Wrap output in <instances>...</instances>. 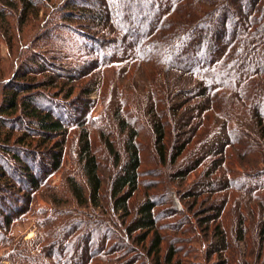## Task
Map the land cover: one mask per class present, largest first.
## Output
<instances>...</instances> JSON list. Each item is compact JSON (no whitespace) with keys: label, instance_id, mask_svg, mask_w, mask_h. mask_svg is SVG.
I'll use <instances>...</instances> for the list:
<instances>
[{"label":"trees","instance_id":"obj_1","mask_svg":"<svg viewBox=\"0 0 264 264\" xmlns=\"http://www.w3.org/2000/svg\"><path fill=\"white\" fill-rule=\"evenodd\" d=\"M74 1L55 9L53 0H0V41L13 50L10 19L26 26L53 10L60 20L91 24L112 41L114 54L132 48L96 64L100 100L117 94L110 119L120 147L99 133L117 170L111 205H101L100 138L87 121L62 118L59 111L69 106L41 91L60 97L66 80L76 79L58 71L46 77L50 68L39 61L21 73L23 65L35 64L22 61L3 85L0 103V150L12 157V176L30 185L26 206L13 215L30 212L35 195L63 169L71 131L83 177L67 179L71 198L102 214L86 222L53 211L49 223L37 221L32 247L12 254L11 264H264V0H106L98 11ZM90 40L97 50L105 48L106 40ZM1 52L0 44V67ZM34 74L46 78L33 83L28 77ZM22 118L19 130L14 124ZM52 144L49 154L37 151ZM146 165L154 167L147 176L157 181L142 180ZM3 168L1 183L8 176ZM139 195L143 200L135 204ZM48 198L57 206L56 196ZM13 218H5L6 227Z\"/></svg>","mask_w":264,"mask_h":264},{"label":"rangeland","instance_id":"obj_2","mask_svg":"<svg viewBox=\"0 0 264 264\" xmlns=\"http://www.w3.org/2000/svg\"><path fill=\"white\" fill-rule=\"evenodd\" d=\"M53 1L56 3L55 9H62L66 0ZM105 1L106 0H76L74 2L79 4V7L82 9H93L94 11H98L100 10L99 4ZM52 11L53 10L42 11L38 17L34 15L31 18V22L28 21L26 26H23L17 18L10 19L12 31L15 35L13 39L14 48L10 51L5 39H1V54L4 56V60H2L0 67V103L3 85L8 82L9 79L13 78L14 72H17L20 68L22 61H26L27 59L32 60L35 64L30 65L29 63L27 65L26 62L27 67H24L23 65L21 73H24V71L26 72L31 68L36 69V63L39 61L43 64H46L47 62L46 65L51 69H49L50 73H48L46 77H52L55 71L61 72L65 75H72L76 80L71 83L66 80V87L63 88L64 92H59L62 93L60 97L54 96V90L43 89L41 91L49 98L53 97L55 100H59L69 106H65V108L63 107L64 109L62 108L60 110L61 112L59 111L62 118H67V120H70L73 123H79L82 120L87 121L89 131H91L97 138H100L96 150L99 155L101 175L104 182L101 205L107 209L111 205V179L115 176L117 170L114 167L112 157L105 152V144L102 142V137L99 133L101 130L105 131L107 137H110L113 140L116 147H120L119 143H121V137L119 131L116 130V126H114V123L110 119L114 106H117V94H115V96L112 95L111 99H107L106 102L100 100L98 94L99 86L97 84L101 82V79L99 80L95 77V75H98L96 64H98V60H102L103 63L111 54L119 58L132 53L133 50L124 45L123 47L117 48V52L114 54V47L110 45V42L112 41L106 39L104 35H98L97 32H94L95 30H93L91 24L80 21L79 17L71 22L63 21L59 19L61 14H56ZM90 39H99L100 41L106 40L105 48L97 50L100 49L98 48L99 46L97 45L96 48L93 47V45L96 44ZM23 45H28L29 48L22 50ZM99 51L101 52L99 53ZM108 72L110 73V69ZM46 77L36 78V74H34L30 75L28 80L31 79L33 83H37L44 81V78ZM72 87L76 89L75 94L70 100L66 99L65 95ZM87 89L92 92L89 96L84 93V90ZM180 98H182V95ZM89 102H92L94 107L92 110L89 109L87 113L85 104ZM43 103L47 104L45 102ZM140 104L142 103L140 102ZM103 114L104 118L102 117V120L99 119ZM130 115L132 116V119L137 120V123L142 121L141 117L137 116L138 114L136 115L134 111ZM90 119L92 121H90ZM98 119L99 121H97ZM24 124L25 122L22 118L17 123L15 122L14 125L20 130L24 127ZM70 133L73 137L70 136L68 137V140H66V156L63 169L50 179L47 184L49 185V189L46 188V185V187L40 191L37 198L35 195L33 202L28 205V208L30 207L31 211L24 217H20L19 212L16 213V215L13 214H15L17 206H26L24 200L27 195L26 190L30 185L19 180L17 175H15V177L12 176L9 166V164L11 165L12 157L10 154H7L6 151L0 150V165L4 167L3 169L8 175L2 183L0 182V264H11L12 260L10 256L12 254H22V246L32 247L31 244L36 240L37 221H47L49 223V219L56 217L53 211L68 212L69 215L77 217V219H82V221L85 220L86 222L101 218L102 209L77 207L71 198L67 179L69 177H76L78 180L82 181L83 177L80 165L77 162L76 143L74 139L75 132L71 131ZM16 135L19 137L21 134ZM148 141L149 140H145V142ZM53 144L43 146L37 151H39L40 154L42 153V155L49 154L48 152H50V149H54ZM11 145L16 146L14 141ZM22 146L26 147L25 144H22L21 147ZM34 150L36 151V148ZM44 157V159L50 163V155H44ZM147 160H150V158ZM151 168L154 167L146 165L142 168V180L145 183L157 181L154 177L147 176V171H150ZM157 193L160 195L163 194V192ZM49 195L57 197V201H59L57 206L52 204V200L48 198ZM138 197L135 199V204H139L143 200L142 195H139ZM175 201L177 207L181 209L182 205L176 197ZM9 215L14 217L13 219H9L11 222L10 228L6 227L7 224L5 220ZM31 247L28 248L30 249Z\"/></svg>","mask_w":264,"mask_h":264}]
</instances>
